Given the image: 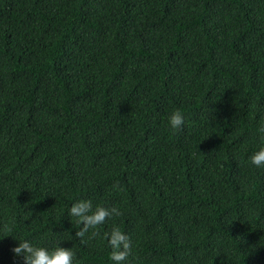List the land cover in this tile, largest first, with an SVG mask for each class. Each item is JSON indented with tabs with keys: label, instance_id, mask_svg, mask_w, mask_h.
I'll return each mask as SVG.
<instances>
[{
	"label": "trees",
	"instance_id": "obj_1",
	"mask_svg": "<svg viewBox=\"0 0 264 264\" xmlns=\"http://www.w3.org/2000/svg\"><path fill=\"white\" fill-rule=\"evenodd\" d=\"M262 125L264 0H0V264H114L113 227L126 264H264ZM81 200L122 215L81 243Z\"/></svg>",
	"mask_w": 264,
	"mask_h": 264
},
{
	"label": "clouds",
	"instance_id": "obj_2",
	"mask_svg": "<svg viewBox=\"0 0 264 264\" xmlns=\"http://www.w3.org/2000/svg\"><path fill=\"white\" fill-rule=\"evenodd\" d=\"M169 125L173 130H182L185 125L184 115L180 110H175L169 116ZM259 133L264 138V125L258 129ZM251 163L257 168H264V148H261L254 153L251 158ZM122 215L117 207L106 208L97 206L93 208L90 200H81L72 205L69 216L77 218V222L82 227L75 233V237L79 238L81 243H86V234L91 231V237L94 238L100 235L96 229L104 225L113 217ZM26 220L28 218L26 217ZM5 231H11V228L3 225ZM108 244L112 251L110 259L114 264H126L128 258L132 255L133 245L130 236L120 230L119 227H113L106 234ZM12 252L17 257H23L24 264H79L76 253L72 248L61 247L60 245L53 250H49L43 246H36L33 243L24 240L20 241L19 246L14 247Z\"/></svg>",
	"mask_w": 264,
	"mask_h": 264
}]
</instances>
